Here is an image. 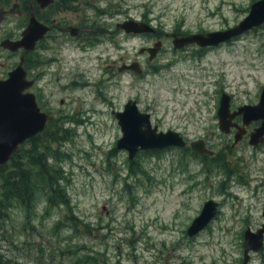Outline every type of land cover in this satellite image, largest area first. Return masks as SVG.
<instances>
[{"label": "rangeland", "instance_id": "1", "mask_svg": "<svg viewBox=\"0 0 264 264\" xmlns=\"http://www.w3.org/2000/svg\"><path fill=\"white\" fill-rule=\"evenodd\" d=\"M256 1L74 0L69 13L57 15L88 30L78 39L48 38L38 67L25 58L28 78L39 76L31 92L52 119L13 160L42 156L46 177L37 180L30 204L9 210L0 264H244V234L264 219V144L249 146L248 138L234 144L233 133L219 130L217 111L223 93L230 110L258 104L264 24L204 52L176 51L165 34L233 28ZM28 2L0 0V42L20 37ZM129 19L149 22L155 34L116 28ZM157 41L162 49L149 61L140 50ZM22 53L0 48L1 76L18 66ZM51 56L56 62L48 64ZM133 62L141 75L118 70ZM130 100L159 132H178L188 145L202 140L212 158L187 146L139 151L129 160L116 149L122 134L114 113ZM51 181L58 183L52 193ZM62 194L67 204L58 199ZM208 200L218 204L215 217L189 237ZM249 255L246 264H264V247Z\"/></svg>", "mask_w": 264, "mask_h": 264}, {"label": "water", "instance_id": "2", "mask_svg": "<svg viewBox=\"0 0 264 264\" xmlns=\"http://www.w3.org/2000/svg\"><path fill=\"white\" fill-rule=\"evenodd\" d=\"M40 7H46L53 0H36ZM264 24V0H258L250 7V12L240 23L233 28L224 31H215L206 34H192L188 37H174L172 44L174 49L183 48L189 44H197L201 47L218 46L228 42L242 34L258 28ZM117 28L127 34H152L154 29L151 25L137 21H125L119 23ZM73 30V29H72ZM46 28L38 24L32 17L27 28L22 32L21 40L17 42L5 41L2 45L10 50L17 51L23 48L26 52L33 49L36 41L42 38ZM74 35V34H72ZM161 49V41H157L152 47L141 49L140 53L146 52L148 60L155 59ZM127 70L141 75L142 71L137 62L125 67ZM121 68L119 71H123ZM25 73L21 65L8 73L5 80L0 81V166L9 162L17 152L19 145L26 140L42 133L45 130L49 116L40 112L32 94L22 95L30 83L24 81ZM229 100L227 95H222L218 110L220 130L229 132L230 122L234 115H243V125L251 121L261 119V127L250 135V144L257 145L264 136V88L257 105H244L238 108L234 114H229ZM117 124L121 131V138L116 142L117 150H124L128 159L132 160L139 151L162 150L169 147H184L183 138L174 131L159 132L156 126H152L151 116L139 111L135 101H128L123 110L114 113ZM228 118V119H227ZM244 131L235 136L238 142ZM193 153L199 155H213L202 140H195L190 144ZM218 204L212 200L204 203L200 214L190 224L187 235L193 237L201 232L213 219ZM264 226L256 232L249 229L244 234V264L250 258L249 253H257L263 246Z\"/></svg>", "mask_w": 264, "mask_h": 264}, {"label": "flooded vegetation", "instance_id": "3", "mask_svg": "<svg viewBox=\"0 0 264 264\" xmlns=\"http://www.w3.org/2000/svg\"><path fill=\"white\" fill-rule=\"evenodd\" d=\"M71 1H74V0H53L51 3H49L46 7H40V5H39V3L36 1V0H29V2H28V20H27V23H26V26H25V29L27 28V26H28V24H29V22H30V19L33 17L34 19H35V21L38 23V24H40V25H42V26H44L45 28H46V32H45V34L42 36V38L41 39H39L38 41H36V43H35V45H34V47H33V49H31L30 51H25L23 48H19V49H17V51H22L23 53H22V55L20 56V58H19V64H18V66L19 65H21V67H22V70L24 71V73H25V76H24V81H25V83H30V85L23 91V92H21V94L22 95H27V94H32L33 95V97H34V100H35V103H36V105L38 106V108H39V110H40V112H42V113H44V114H46V115H48L49 116V120L47 121V124H46V127H45V130H46V128H47V126H48V124L50 123V121H51V119H52V117L48 114V113H46V112H43L42 110H41V108H40V106H39V104H38V101H37V97H36V95L33 93V92H31V90L32 89H34L35 88V85H37V79L39 78V76H32V77H35V78H37V79H35V78H28L29 77V75H28V72L26 71V70H24V68L23 67H25L26 66V61H27V59H25L28 55H30L31 56V60H32V63H33V66H32V68H35V67H38V60H39V54H38V51L39 50H41L42 49V44L44 43V41H46L48 38H51V37H54V38H63V35L66 33V34H69L70 36H72V37H75V38H80V34L82 33V31H84V30H88V29H86V28H84V26H82V24H83V20H84V16H80V20L81 21H79V22H77L80 26H82V27H79V26H74V25H70L69 24V20L67 19V18H65L64 16H61V19L59 18V19H57V15H59V14H67V13H69V11H70V2ZM132 19H129V20H125V21H131ZM124 21V22H125ZM133 21H135V20H133ZM137 22H142V23H146V24H148V25H151L149 22H145L144 20L143 21H137ZM123 23V22H122ZM119 23H117L116 24V28H117V25H118ZM152 27V26H151ZM153 28V27H152ZM24 29V30H25ZM73 29V30H72ZM92 29V28H91ZM118 29V28H117ZM154 29V28H153ZM23 30V31H24ZM120 30V29H119ZM22 31V32H23ZM55 31H57L58 33H59V35H57V36H55L53 33L55 32ZM90 31V30H89ZM121 31H123V30H121ZM22 32H21V34H22ZM124 32V31H123ZM125 33V32H124ZM209 33H211V32H209ZM72 34H74V35H72ZM125 34H127V33H125ZM152 34H155V30L153 31V33ZM206 34V33H205ZM129 35V34H128ZM132 35H140V34H132ZM165 35H170L171 37H172V41H173V39H174V37H176V38H183V37H188V36H190V35H192V34H190V35H188V34H178L177 32H172V33H170V34H165ZM21 38H22V36L20 35V37H17L16 39H8V38H5V39H3L1 42H0V48L1 49H4V50H7V51H9V52H11V53H15V52H17V51H10V50H8V49H6L2 44L5 42V41H11V42H17V41H20L21 40ZM226 43V42H225ZM225 43H221V44H219L218 46H216V47H219L220 45H222V44H225ZM153 46V45H152ZM151 46V47H152ZM172 46H173V44H172ZM190 46H195L196 48H197V51H200V52H204V51H208V50H210V49H213V48H216V47H214V46H206V47H201V46H199V45H197V44H189V45H186V46H184L183 48H180V49H174V50H176V51H184L185 49H187L188 47H190ZM143 49H146V48H143ZM161 49H162V44H161ZM160 49V50H161ZM160 52V51H159ZM158 55V54H157ZM56 62V59H55V57L54 56H51V57H49L48 59H47V63L48 64H53V63H55ZM25 64V65H24ZM17 66V67H18ZM126 66H128V63H126V64H123L122 65V68H124V72H129V71H131V70H127V69H125V67ZM17 67H15V68H17ZM14 68V69H15ZM13 69V70H14ZM121 69V68H120ZM120 69H118V70H120ZM11 72V71H10ZM9 73V72H8ZM1 76V75H0ZM7 77H8V74H6V76H1L0 77V81H2V80H5V79H7ZM264 88V87H263ZM263 88L261 89V92H262V90H263ZM225 93H223L222 95H224ZM222 95H221V97H222ZM225 95H227V94H225ZM260 95H261V93H260ZM228 96V95H227ZM229 97V96H228ZM230 98V97H229ZM259 100H260V97H259ZM229 102H230V100H229ZM61 103H63V102H61ZM258 103H259V101H258ZM257 105V104H256ZM249 106H251V105H249ZM252 106H254V105H252ZM239 108V107H238ZM238 108H236L235 110H230V108H229V114L231 115V114H234L235 112H237V110H238ZM218 110H219V108H218ZM217 114H218V111H217ZM217 118H218V115H217ZM228 119V118H227ZM243 119H244V117H243V115H241V114H239V115H234V117H233V119L231 120V122H230V124H231V126H230V128H229V132H222L221 130H220V125H219V119H218V128H219V130L222 132V133H224V134H232L233 133V135H234V144H237V143H239L240 141H242V140H244L245 138H248V145L249 146H258V145H263L264 144V141H261L260 143H258L257 145H251L249 142H250V135L253 133V132H255V130H257L258 128H260L261 127V124H262V120L261 119H258V120H254V121H251L248 125H243L244 123H243ZM240 120V122H241V125H239L238 123H237V121H239ZM258 123L259 125L257 126V127H255V128H253V130L251 131V132H249L248 131V126L251 124V123ZM244 131V134L242 135V137H241V139L238 141V142H236L235 143V136L237 135V133L238 132H241V131ZM178 133V132H177ZM179 134V133H178ZM180 135V134H179ZM181 136V135H180ZM182 137V136H181ZM183 138V137H182ZM263 140H264V136H263ZM28 141V140H27ZM26 141V142H27ZM183 141L185 142V146L184 147H177V148H180V149H186L187 148V146H189L190 147V144L192 143H190L189 145H188V143H187V141L183 138ZM25 142V143H26ZM205 144V143H204ZM205 146H206V144H205ZM206 148H207V146H206ZM166 149V148H165ZM191 149V148H190ZM208 149V148H207ZM209 150V149H208ZM197 155H199V154H197ZM205 155H207V154H205ZM205 155H200V156H205ZM207 156H209L210 158H212V156L213 155H207ZM256 187H258V185H256ZM255 187V188H256ZM209 201V200H208ZM217 211H218V207H217ZM217 211H216V213H217ZM216 215V214H215ZM262 216H263V218H264V208H263V211H262ZM215 217V216H214ZM213 217V218H214ZM212 221V220H211ZM210 221V222H211ZM209 222V223H210ZM264 226V219H263V223L260 225V227L256 230V231H258L259 229H261L262 227ZM255 231V232H256ZM263 247H264V239H263V246H262V248L258 251V252H260L262 249H263ZM250 256V255H249ZM249 261V260H248Z\"/></svg>", "mask_w": 264, "mask_h": 264}, {"label": "trees", "instance_id": "4", "mask_svg": "<svg viewBox=\"0 0 264 264\" xmlns=\"http://www.w3.org/2000/svg\"><path fill=\"white\" fill-rule=\"evenodd\" d=\"M35 139H31V144H34ZM14 154L10 161L0 166V234L3 230L5 221L8 218L9 210L17 206V204H30V200L34 195V188L37 185V180L45 179L46 163L42 156L38 158L28 159L23 162L13 160ZM55 172L54 170H52ZM48 183V187L52 192L58 190V183ZM32 192V193H31ZM62 194L58 199L67 204L66 198ZM53 198L49 200L52 205Z\"/></svg>", "mask_w": 264, "mask_h": 264}]
</instances>
